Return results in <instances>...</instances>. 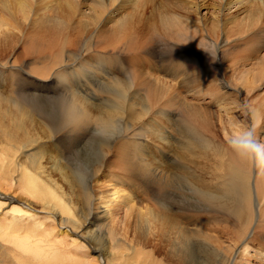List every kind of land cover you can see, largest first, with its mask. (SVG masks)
Here are the masks:
<instances>
[{"label":"rangeland","instance_id":"374dc122","mask_svg":"<svg viewBox=\"0 0 264 264\" xmlns=\"http://www.w3.org/2000/svg\"><path fill=\"white\" fill-rule=\"evenodd\" d=\"M89 1H81L83 8ZM160 1L124 0L122 9L131 13L128 23L144 26L151 20L141 19L152 13L190 12L178 0ZM21 5L0 0L7 22L0 28V264L31 257L12 237L16 214L40 219L26 244L36 254L56 247L58 264H178L173 253L184 246L187 264H264L259 171L226 143L241 128L264 143V68L255 63L264 59V34L252 39L256 50L241 66L236 47L250 35L232 33L230 48L212 60L197 44L218 33L182 44L142 27L143 48L127 50L125 40L105 49L95 24L83 34L70 31L54 63L31 41L35 5ZM116 81L126 99L109 111L116 96L107 90ZM70 100L86 109L83 124L59 123L60 104ZM115 113L116 134L98 144V119ZM226 168L240 174L238 182L248 175V204L241 196L235 213L210 210L196 195L199 186L225 181ZM104 205L106 217L96 210ZM167 216L176 226L168 227Z\"/></svg>","mask_w":264,"mask_h":264},{"label":"bare ground","instance_id":"6f19581e","mask_svg":"<svg viewBox=\"0 0 264 264\" xmlns=\"http://www.w3.org/2000/svg\"><path fill=\"white\" fill-rule=\"evenodd\" d=\"M21 1L23 4V6L21 5V7H23L24 9L27 6L29 7V5H31L32 7L35 5V9H34L35 12L33 13L35 15L33 16L36 17V27L33 31H31L34 32L31 41L32 43L36 41L34 46H37V42H38L39 43L38 48L40 50L39 54L51 55L52 61L54 63L61 60L62 47L63 46L65 47V45L67 44V39L69 38L70 31L72 32V30L77 28V32L79 31L83 34L89 25L91 26L95 24L98 26V28H101L100 32L102 39L100 41H102V45L104 44L106 47L109 44L117 45L121 41H123L124 43L126 40L128 42L127 50L128 49L134 50L139 45L142 48L147 45V43H145L148 42L147 40H140L143 33L142 27L149 29L150 33L148 32L147 34L148 35L150 34L151 37L155 36V34L152 33L151 30L156 32L158 31L162 39H166L165 37H167V39L171 38L175 42L182 44L183 42L185 43H192V41L198 42V39L200 37L202 38L206 36L209 37L210 35H215L216 33H218L217 38L211 41V43H214L216 45L218 51L221 48L224 47L228 48L230 46L229 41L232 38L231 37L232 33L234 34L236 33L235 35L237 37H242L244 34L250 35L245 39H243V37L241 38L242 46L240 45L241 43L238 42L240 43L239 44L240 46L237 45L239 47H236L239 53L236 56L233 55L235 56L234 58H238L236 61L237 63L238 62L242 63L241 66L246 64L247 60L250 59L249 57L250 52L256 50L255 44L254 43L250 44L252 39L260 36L262 37V35L264 34V23H262L263 22L262 18L264 16V0H178L179 2L185 4L186 9H190V12L186 11V14L184 15L182 14V16L176 15L174 13H170L169 11H167V13L160 12L157 16H155L152 13V15H150L149 17L144 16L145 18L141 19V20H146V19L151 20V21L146 20L147 25L145 26H144V22H139V21H137L135 25L128 23L129 21L128 18H130L131 13L128 10L125 11V9L124 10L122 9V5L125 3L123 2L124 0H90L86 8H83V6L86 5L81 3L82 0H36V1L21 0ZM119 1L122 2L118 3ZM143 1H145V4L146 2L148 3L161 2L160 0H143ZM162 1H167V0H162ZM247 2L254 5L250 7L247 4ZM14 4L12 3L9 5L12 6ZM8 10L9 9H7V12ZM153 10L154 13L159 12L157 8H154ZM18 11L15 13V15L18 13ZM42 12L43 14H41ZM17 15L15 17H18ZM117 15H119L118 18H120L121 21L115 18ZM19 16L21 17L23 15L20 14ZM140 18L141 16L139 17V19ZM110 21H112V23L106 26L105 23H108ZM2 25L6 26L7 22L0 19V28ZM146 37L147 36L145 35V38ZM237 37L234 36V38ZM209 42L210 40L207 42V44ZM87 47L86 48L83 47L84 52L88 49ZM105 49H108V47ZM231 51L234 50L232 49ZM255 63L258 65L260 64L259 66L264 68L263 65L264 59H262V61L259 60ZM256 73L258 74V71L253 72L251 78L252 80L256 77L257 75ZM65 78H66L65 75L61 78L58 76L55 77L56 80H65ZM49 79L52 80V76L49 77ZM119 82L120 81H116L115 83H113L114 86L110 90H107L109 92H112L116 96V101H113L111 102V104L107 105L109 111L120 108L122 105V100H124L125 98V92H123L124 88L123 86H121ZM125 86L127 87L126 84ZM130 103H132L131 100ZM85 112L86 109L83 108L82 106H79L76 103V101L70 100V102L68 101L66 103H61L60 110L58 113L60 115V116L58 115V117H60L59 123L63 124L64 122V123H71L74 125L83 124L84 120L86 119ZM116 117H117V113H115L112 116V119L111 118L98 119L97 124L100 125V129L98 128L97 129L99 133H102V136L98 144H100L104 139L110 138L112 135L116 134L113 127V124L116 123L115 120ZM226 170H227V178L225 179V181H223L219 186H209L206 188L199 186L196 190V195L197 198L203 204H206L211 207L209 208L210 210L213 211L223 210L231 213L234 211L233 205L236 209L237 206L240 207L241 196L243 197L244 205L246 206L248 204V200L250 197L248 191V181H247L248 175L242 174L241 181L238 182L237 178L240 174L237 171L232 170L230 168H226ZM77 180L80 181L79 178ZM257 183H258V189L260 191H263L264 174H261L259 172V178L257 180ZM125 202L126 201H124V203ZM27 209L28 208L24 209L22 207H16V209H14V212L20 213L21 211H25ZM96 210L99 211L100 213L99 216L102 217L109 216L111 212L109 205L98 206ZM236 211H234L233 213H235ZM155 216L156 215L153 216L154 220H156ZM167 218L168 219H166L165 223H167L168 227H173V225L176 226L177 224L176 221H178L177 219L174 220L175 218H172L170 216H167ZM39 220H37V218L32 216H23V214L20 215L16 214L9 221L10 227H12V229L14 230V233L12 232L13 233L12 237L17 242V246L19 247L18 251L19 250L23 252L29 251L27 253L29 254L31 253V257L23 258V259H22L23 256L27 257L24 253L19 252L24 254L23 256H20L21 254L15 255L16 257L14 258L17 259L18 264H58L57 261L59 257L58 256L59 250L56 249V247L55 249L53 247L52 249L45 248L43 254L42 253L36 254L26 244L27 233L31 229H33V227H31L30 225L34 226V224H37L38 226L39 223L41 222ZM21 226L24 227V230L22 229L23 228L22 227L21 229L23 231L21 233L15 232V230L20 229ZM12 237L11 236L8 237L9 239H11V242L13 241ZM175 252L176 253L173 254L175 256L177 254L178 264H187L188 261L187 256H189L190 254L189 248L184 246V248L179 249ZM236 253L237 252H235V254ZM14 258L12 257V260H14Z\"/></svg>","mask_w":264,"mask_h":264},{"label":"clouds","instance_id":"9594fccd","mask_svg":"<svg viewBox=\"0 0 264 264\" xmlns=\"http://www.w3.org/2000/svg\"><path fill=\"white\" fill-rule=\"evenodd\" d=\"M212 60L217 58V48L209 42L207 46L197 44ZM228 147L242 160L251 163L261 174H264V143L259 142L250 128H241L227 138Z\"/></svg>","mask_w":264,"mask_h":264}]
</instances>
